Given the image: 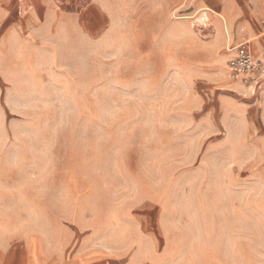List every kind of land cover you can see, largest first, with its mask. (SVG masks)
Masks as SVG:
<instances>
[{"label":"rangeland","instance_id":"374dc122","mask_svg":"<svg viewBox=\"0 0 264 264\" xmlns=\"http://www.w3.org/2000/svg\"><path fill=\"white\" fill-rule=\"evenodd\" d=\"M135 35L92 64L90 90H20L22 101H8L12 151L25 157L12 159L0 244L22 236L35 249L63 221L110 230L119 215L156 232L161 262L264 264V159L251 174L232 167L222 90H150L154 64L143 53L129 61Z\"/></svg>","mask_w":264,"mask_h":264},{"label":"crops","instance_id":"0c3cea01","mask_svg":"<svg viewBox=\"0 0 264 264\" xmlns=\"http://www.w3.org/2000/svg\"><path fill=\"white\" fill-rule=\"evenodd\" d=\"M188 9L196 14L192 21H172ZM262 20L264 0H0V208L12 205V159L25 157L12 151L8 101H22L20 90H90L92 64L111 47L118 55L128 31L138 37L129 61L143 53L142 61L154 64L150 90H222L230 111L227 157L251 174L252 159H264V91L254 96L231 80L228 62L244 42L264 61ZM6 217L4 210L0 222ZM115 219L116 226L99 231L63 221L35 249L25 237L8 235L0 264L168 263L157 254L156 232Z\"/></svg>","mask_w":264,"mask_h":264},{"label":"built area","instance_id":"2783aa9c","mask_svg":"<svg viewBox=\"0 0 264 264\" xmlns=\"http://www.w3.org/2000/svg\"><path fill=\"white\" fill-rule=\"evenodd\" d=\"M261 24L264 25V20ZM232 51L235 55L228 62L231 80L242 83L252 95L258 96L264 91V61L254 55L249 42L240 44Z\"/></svg>","mask_w":264,"mask_h":264}]
</instances>
